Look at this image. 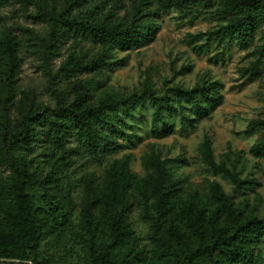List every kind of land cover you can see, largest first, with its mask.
Segmentation results:
<instances>
[{
  "label": "rangeland",
  "instance_id": "obj_1",
  "mask_svg": "<svg viewBox=\"0 0 264 264\" xmlns=\"http://www.w3.org/2000/svg\"><path fill=\"white\" fill-rule=\"evenodd\" d=\"M112 1L0 0V77L12 73L13 79L0 94L7 108L0 104V116L18 119L23 92H34L41 117L60 101L71 100L87 81L91 102L129 99L116 116L120 147L114 152L92 155L74 137L56 146L38 136L28 158L39 181H26L25 193L36 218L41 216L38 210L49 215L48 232L40 234L27 259L0 256V264H89L91 249L109 242L107 224L121 210L150 262L152 230L146 207L136 183L122 184L119 172L125 167L142 177L152 170L154 156L167 161L171 177L181 185L174 204L177 214L168 221L165 236L185 232L181 212L189 205L202 210L206 227L221 223L214 185L230 195L233 207L244 215L264 216V151L256 152L264 136V54L254 51L262 43L264 22L243 47L229 35L224 0L196 1L190 12L164 5L165 0H117L114 13L124 25L133 22L135 4L148 14L141 22L149 33L139 42L122 49L70 37L56 53H44L39 38L48 34L49 26L40 12L65 10L69 17L101 19ZM11 49L19 60L14 72ZM99 58L104 65L97 62L84 69ZM79 61L80 67H74ZM251 62L258 63L257 76L247 71ZM210 85L221 99L208 115L196 119L191 102L178 89ZM160 98L168 105L158 113ZM187 116L195 118L193 125ZM205 135L212 140L214 160L234 171L243 181L240 186L204 162L200 144ZM11 172L10 165L0 161V202L9 199ZM16 247L8 244L9 249ZM261 252L264 262V244Z\"/></svg>",
  "mask_w": 264,
  "mask_h": 264
},
{
  "label": "trees",
  "instance_id": "obj_2",
  "mask_svg": "<svg viewBox=\"0 0 264 264\" xmlns=\"http://www.w3.org/2000/svg\"><path fill=\"white\" fill-rule=\"evenodd\" d=\"M202 0H165L180 12H190L192 5ZM117 0H113L110 9L100 19L69 17L65 10L60 12H40L41 21L49 26L48 34L40 37L45 54L56 53L67 38H84L103 46L126 48L136 44L149 33L147 24L141 19L148 14L141 13L138 5L133 6V22L124 25L116 19L114 13ZM223 13L227 17V30L238 44L246 47L253 39L256 27L264 22V0H224ZM114 17L107 22L109 17ZM262 43L255 48L259 56L264 54V28ZM10 71L18 68L19 60L12 49ZM97 62L104 65L99 58L84 64V69H92ZM80 67V61L74 64ZM250 77L259 74L258 63L251 62L247 69ZM12 73L0 77V94L10 84ZM13 81V79H12ZM90 82L87 81L88 85ZM85 84V85H86ZM76 92L71 100H62L41 117L37 116L39 106L34 92H23L25 101L21 103L18 119L10 120L5 114L0 116V161L10 165L12 172L7 185L9 199L0 202V256L27 259L29 252H35L40 234L48 232L49 215L42 210L36 218L37 210L31 205L25 193L26 181L33 176L28 158L32 145L40 134L56 146H63L71 137L81 141L89 154L111 153L120 147L117 115L122 106L128 105V98L101 100L91 102L87 87ZM215 87L197 86L189 90L178 89L182 97L192 104L196 119L206 116L209 110L221 99ZM1 108L3 103L0 99ZM168 102L158 99V113ZM4 109H7L6 107ZM195 118L186 117L192 124ZM193 125V124H192ZM264 151V136L256 145V152ZM204 162L213 172L222 173L240 186L243 181L224 164L217 163L213 157L212 140L204 136L200 144ZM152 170L136 178L125 167L120 168L122 184L136 183L139 199L146 207L145 216L150 221V240L152 253L147 258L146 251L140 248L127 223L124 210L116 213L107 224L109 242L97 251L91 249L89 264H264L262 245L264 244V216H246L236 210L230 195L225 194L218 185L212 193L221 203L220 224L204 225V214L197 205H189L181 212L185 232L180 237L165 236V227L173 215L177 214L174 204L181 190L179 180L171 177L167 161L157 156L152 157ZM39 183V182H38ZM39 219V223L36 222ZM8 244L17 247L9 249Z\"/></svg>",
  "mask_w": 264,
  "mask_h": 264
}]
</instances>
